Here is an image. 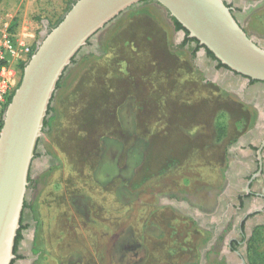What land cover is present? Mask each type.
<instances>
[{
  "label": "rangeland",
  "instance_id": "obj_1",
  "mask_svg": "<svg viewBox=\"0 0 264 264\" xmlns=\"http://www.w3.org/2000/svg\"><path fill=\"white\" fill-rule=\"evenodd\" d=\"M72 1L0 0V84L7 89L4 112L22 80L23 64L36 50L46 25L51 28L63 18ZM250 1L253 0H242L245 6ZM242 23L249 34L264 39V1L252 6ZM178 39L163 8L154 2L141 4L106 28L99 36V47L84 55L63 77L57 97L64 99L76 90L78 80L88 75L93 85L104 82L106 91L99 100L92 99L91 92H83L82 101L71 107L72 110L77 107L85 119L89 114L90 120L100 117V122L85 123L89 145L85 144L93 152L86 153L87 158L80 159V165L69 162L78 171L69 170L66 163L54 164V157L48 158L50 154H58L53 142L49 141V149L45 147L47 159L36 156L41 170L29 186L34 211H27L32 213L30 220L27 214L22 217L26 234L35 228L34 240L27 238L29 245L22 249L25 261H31L30 264H240L235 254H228L226 244L228 237H239L242 214L230 202L239 203L240 194L247 193L248 187L239 178L242 183L232 182L234 173L230 163L233 160L229 151L253 127L257 110L240 95L207 79L201 64L192 62ZM168 49L172 53L166 57ZM126 71H136L132 80L138 82L137 91L152 106H163L164 109L156 108L162 116L158 123L166 124L167 108L173 105L175 115L183 116L181 121L174 116L173 127L178 132L196 135L206 151L192 148L185 163L174 166L168 173L143 179L137 186L129 179L131 175L126 197L119 200L118 185L114 180L107 181L110 179L107 176H112L122 162L115 139L120 134L119 128L110 121V109L115 119H119L120 100L124 95L114 85L113 78L122 81L127 78L130 82ZM74 74L75 78L67 84L68 76L74 77ZM95 77L100 78L95 80ZM134 91L129 90L127 96ZM175 95L180 96L178 101L184 99V103H176L171 98ZM53 107L56 117L61 108L58 99ZM182 107L192 113L190 121L186 119L188 111ZM164 128H159V132ZM64 129L75 131L78 125ZM141 129L146 136H155L156 127L143 123ZM48 136L46 131L42 144ZM55 140L61 147L59 139ZM156 147L157 152L166 150L165 142ZM76 152L85 157L82 147ZM142 156L145 157L144 151ZM94 166H98L99 172L102 170L104 180L95 174ZM183 168L191 176L189 185L182 178L173 179L170 175L181 173ZM198 181L205 183L198 194L207 198L206 205L190 200L194 191L187 187L193 188ZM169 198L189 202L199 214L179 209L167 202ZM221 202L226 205L225 212L217 214ZM259 216L264 221V215ZM255 250L264 251V223L254 227L245 254L247 264H264L263 259L254 261Z\"/></svg>",
  "mask_w": 264,
  "mask_h": 264
},
{
  "label": "water",
  "instance_id": "obj_2",
  "mask_svg": "<svg viewBox=\"0 0 264 264\" xmlns=\"http://www.w3.org/2000/svg\"><path fill=\"white\" fill-rule=\"evenodd\" d=\"M145 1L156 3L170 20L176 18L181 23L189 31L188 36L199 41V55L209 49L225 65L214 75L207 73V79L240 95L245 102L253 103L243 97V89L251 79L264 83V39L249 34L225 0H77L56 26L49 28L46 25L3 115L0 130V264H12L16 258V238L22 225L25 202L31 194L30 171L32 166H35L36 174L41 170L36 152L39 146L45 152L41 139L50 129L45 120L54 114L49 108L54 105L59 81L76 65L74 60H80L99 47V36L106 28ZM263 1H250L248 8ZM185 34L184 29L178 33L181 37ZM198 59L195 62L202 66ZM228 73L231 76L239 74V78L244 79L238 85L226 79ZM169 199L167 202L177 207V199ZM180 202L189 206L188 211L192 214L199 212L189 202ZM252 225L250 222V234ZM34 233L35 228L26 234L29 241L34 240ZM20 262L30 264L31 261Z\"/></svg>",
  "mask_w": 264,
  "mask_h": 264
},
{
  "label": "crops",
  "instance_id": "obj_3",
  "mask_svg": "<svg viewBox=\"0 0 264 264\" xmlns=\"http://www.w3.org/2000/svg\"><path fill=\"white\" fill-rule=\"evenodd\" d=\"M95 57L101 58V56H95ZM99 73L100 72H96V74H99ZM126 73H127L126 75L128 76V78L130 77L131 79L130 82L129 81L127 82V78L124 81L120 80V78H116V77L113 78L115 79L113 80L114 85L119 87L120 94H122V96L124 95L122 100H120L119 119L117 120L115 119L114 111L110 109V111H112L110 112L111 113L110 121L113 122L115 125H117L119 128L118 133L120 134L117 135V138L115 139H117L118 141V147L120 150V158H122V162L119 163V165L115 167L116 172L112 176H107L110 178L107 181L111 182L112 180H114V182H116V184L118 185V187L116 188V191H117L116 193L119 197V200L124 199V197H126V191L128 190L127 189L128 188L127 187L128 177L132 175L129 179L134 180L135 186H137L139 182L142 180L141 176L143 173L144 162L146 160V155H147V152L149 151V147L151 143L158 144L160 142H165L167 144V147H170L171 145H169V143L173 141L176 134L179 135L181 133V136L183 137L188 135V134H185L186 132H178V130H176L177 128L173 127L174 125L171 124V122H173V119H174V115H173L174 106L173 105L167 108L166 124L164 125L159 124L158 121H160L162 116L160 114L158 115V111L156 108L164 109L163 106H157V105H155L157 107L152 106V104L148 100H146L141 95L140 92L137 91L138 82L132 80L133 78H135L136 71H134V73H130V71L128 73L126 71ZM74 78H75V74H74V77L68 76L66 83L70 84ZM99 78L100 77H95V80ZM106 81L110 83L109 79ZM91 82L92 81L89 75L83 80L79 79L78 83L76 84L77 85L75 88L76 90L71 92L70 97H68L67 95L65 99L62 98V96H60V98L57 97V94H56V99H54V103L58 99V102L60 103L61 108L58 113V116L56 115V117L52 121V124H51L52 129L48 130L50 136H48V138L46 137L44 141V147H46L47 149L50 148L49 143L53 142L58 150L57 151L58 154L56 153L50 154V158L52 157L55 158L54 164H58L62 162L64 165L66 163V166L68 165L70 166L69 164L70 162L71 164H73V166L78 165V164L80 165V163L82 162L80 161V159L81 160L86 159L87 158L86 153L89 154V152H93L92 148L90 150L89 148L87 149V145H89V143L86 142L87 141L86 139H88L87 138L88 133L86 134V124H85L87 122L86 119L79 118V117L83 118V116L80 115L81 112L79 114L77 107L76 109L75 107H73V110L71 109L73 104H74L73 106H75V105H78L82 101L83 96L81 94H83V92H88V94L91 92L92 97H93L92 99L97 98L96 100L100 99L103 92L105 93L106 86L104 82L95 81L97 84H94V85ZM129 90H133V91L135 90V91L134 93H129L130 95L127 96ZM59 116H60V119L57 120L58 119L57 117ZM65 116H67L66 119L64 118ZM57 122H58V125H56ZM143 123H145L147 126L150 125L152 128L156 127V130L153 132L155 136L153 135L146 136L144 134V131H142L141 129ZM77 125H78V129H76L75 131L71 129H66V130L64 129L66 126L75 127ZM163 127L165 128L161 132H159L160 131L159 128H163ZM52 132L54 134L53 136L51 135ZM56 137L61 142V147L59 143L56 142L55 140ZM182 142L184 143V140ZM143 143H145L146 145L145 149H143ZM81 147L84 149L85 157H80L79 153L76 152V150L81 149ZM66 151L69 153L67 154ZM143 151H144V156H145L144 158L143 156L141 157V152ZM67 156L70 159L67 158ZM189 156L190 154L186 156V160L189 159ZM183 163H185V161ZM73 166L72 167L70 166L69 170L71 169L73 171L74 170L78 171L77 168ZM177 166L178 165H176L175 167ZM173 168L174 166L164 170L162 173L163 174L168 173V171ZM94 171H95V174H98V175L100 174L102 176L101 177L102 180L106 178V176H104L103 173H100L102 170L99 172L98 166H94ZM170 175H172L173 179H175V177L182 178V181L186 182L188 185L189 183H191L190 182L191 176L189 175V172H185L184 168L181 170V173L178 172L177 174H175V172H173ZM195 184L196 185L193 188H190L189 186L187 187V190L194 191V194L189 196L190 200L197 204L206 205L208 203L207 198L201 197L200 194H198V191L205 188V183L204 182L201 183V181H198ZM177 188H181L184 190V187H177Z\"/></svg>",
  "mask_w": 264,
  "mask_h": 264
},
{
  "label": "flooded vegetation",
  "instance_id": "obj_4",
  "mask_svg": "<svg viewBox=\"0 0 264 264\" xmlns=\"http://www.w3.org/2000/svg\"><path fill=\"white\" fill-rule=\"evenodd\" d=\"M225 2L232 9V12L235 14L236 18H238V20L241 22L251 8H248L249 3H247L245 6L242 0H225ZM171 22L173 23L175 31L179 33L181 29L176 28V25L172 19ZM179 36V46H182L188 51L190 54V59L193 63L199 60L198 58H200L205 75L207 73L214 75V73L222 70L223 67H225L221 61L217 60L216 57L212 56L209 52L199 55L201 45L195 43L191 37L187 36L186 34L182 37L181 35ZM226 77L227 80L231 79L230 81L238 85L240 82H242L241 80L244 79V77L240 79L239 77L241 76L239 74L231 76L228 73ZM243 97L246 100L253 101L251 104L255 106L258 115L253 127L243 134L235 144L234 148L230 149L229 151L233 160L230 163V170H232L234 173L231 180L234 183L237 180L238 184L242 183L243 181V184L248 187V191L245 194H240L238 200L239 203L233 201L230 202L232 207L239 208L242 214L240 216V222L238 226L239 237H228L226 244L229 251L228 254H235V256L240 260V264H247V261L245 260V254L247 243L251 236L249 233L250 221L253 222V225L251 226L252 231L257 224L264 223V221H261L262 219H260L259 216L260 214L264 215V83L254 79L249 80L246 82V85L243 89ZM231 153H233L234 156L231 155ZM36 155L39 158H44V152L40 146L37 148ZM35 171V166H32L29 178L30 184L31 182H35ZM260 178H262V180H260ZM30 201V198L26 200L27 203H31ZM177 203V207L183 211H188L190 208L178 200ZM225 207L226 205L221 202L216 213H224ZM28 210L30 209L24 207L22 217L24 218L25 214H27V218L30 220L32 213L27 212ZM22 234L23 237L19 239L18 245L15 249L16 258L12 264H22L20 261L24 260L22 249L28 247L26 244L28 240H26L27 235L25 228H22Z\"/></svg>",
  "mask_w": 264,
  "mask_h": 264
},
{
  "label": "trees",
  "instance_id": "obj_5",
  "mask_svg": "<svg viewBox=\"0 0 264 264\" xmlns=\"http://www.w3.org/2000/svg\"><path fill=\"white\" fill-rule=\"evenodd\" d=\"M76 1L77 0L72 1L71 5H69V7L67 8V11L72 7V4H74ZM147 3H152V1H145L143 4H147ZM61 20H62V18L59 19V21L54 26H56ZM172 20H173L174 24L176 25V28L177 29H184L186 31V35L188 36L189 31L186 28H184V26L176 18H172ZM191 39H193L197 44H199V41L196 38H191ZM208 52L212 56H215L211 50L208 49ZM171 53H172V51L170 49H168V51L165 50L166 57H167V55H169ZM74 63L78 64L79 60H74ZM25 65H26V63L23 64L24 67H25ZM62 83H63V78L59 81L58 88L62 87ZM179 97H180L179 95H175L174 98H173V96L171 98L178 104L184 103V99H180L178 101ZM200 103L202 104V102H200ZM204 104H206V101ZM188 106L190 107V105H188ZM182 110L188 111V113L186 114V119L188 118L190 121L191 117H193L191 115L192 113L184 107H182ZM54 111H55V108L53 106H50L49 112L54 113ZM176 113L177 112H173V115L178 117V120L181 121L183 116L182 115H175ZM87 116H88L86 119L87 122H93L95 124L100 122V117H98V116H95L94 120H90L91 119L90 114ZM195 117H196V115H195ZM54 118H55V116H54V114H52L50 116V118L45 120V124L47 126L51 127V123H52V120H54ZM80 119H84V118H80ZM2 125H3V119H2L1 124H0V130L2 128ZM179 132H181V131H179ZM185 134H188V133H185ZM178 136H180V137H178ZM195 139H196V141H195ZM183 140H184V143L182 142ZM200 142L201 141L199 140V138L196 135L188 134L187 136L183 137V136H181V133H180L179 135L176 134L173 141L171 143H169V145H171L170 147H167V144L165 143V145H166L165 151L162 150V152H157L158 148L156 147V144L151 143L150 147H149V151L147 152V155H146V160L144 162L143 173L141 176L142 180L147 179V178H151L157 174L162 173L164 170H166L168 168L182 164L184 161H186V156L191 154V152L193 151L192 148L197 149V150H203L202 152L205 153L206 149H205V147L203 148L199 145ZM204 157H205V155H204ZM24 207L29 208L32 212L34 211L32 203L25 202ZM22 228H23V226L21 225V228H20L18 235H17V238H16L15 249L18 245L19 239H21L23 237ZM257 232H258V229L256 230L255 234H257ZM253 240L255 242V237L252 239V242H253ZM254 255L256 256V257L254 256L255 262H259L262 259L264 261V251L255 250Z\"/></svg>",
  "mask_w": 264,
  "mask_h": 264
},
{
  "label": "built area",
  "instance_id": "obj_6",
  "mask_svg": "<svg viewBox=\"0 0 264 264\" xmlns=\"http://www.w3.org/2000/svg\"><path fill=\"white\" fill-rule=\"evenodd\" d=\"M7 89L5 87V85L0 84V121L3 118V114H4V107H5V98L4 95L6 93Z\"/></svg>",
  "mask_w": 264,
  "mask_h": 264
}]
</instances>
